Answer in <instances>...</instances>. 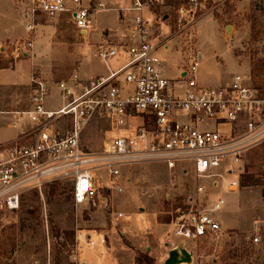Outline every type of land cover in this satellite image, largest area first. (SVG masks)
I'll list each match as a JSON object with an SVG mask.
<instances>
[{"label": "built area", "instance_id": "2783aa9c", "mask_svg": "<svg viewBox=\"0 0 264 264\" xmlns=\"http://www.w3.org/2000/svg\"><path fill=\"white\" fill-rule=\"evenodd\" d=\"M26 1L23 17L28 33L39 16L52 18L67 13L78 34L84 36L92 29V10L105 8L100 2L85 6L82 0H70L72 5L67 0ZM209 1L181 0L174 5L179 32L193 27L199 15L207 11ZM165 3L131 0L127 9L136 15L130 32L96 49L101 61L123 58L124 63L106 76L82 80L72 73L69 81L57 82L59 107H47L50 89L39 74H32L31 108L13 114L17 121L26 117L33 126L22 137L0 144V212L18 210L29 187L67 174L73 177L75 206H95L100 195L94 185V171H105L110 184L104 188L120 194L122 166L163 161L170 170L185 164V173L191 165L196 179L195 197L170 213L171 236L180 243L172 249L223 233L216 213L224 199L211 198L207 187L197 181L234 175L249 151L263 147L264 87L240 73L216 85L199 84L200 53L178 78L169 79L158 53L162 44L155 41L154 31V11ZM24 47L16 45L17 50ZM182 82L185 89L179 92L175 86ZM98 114L110 129H122L124 134L104 142L99 150L84 151L83 128ZM135 117L141 123L132 132L124 129ZM61 118L69 121L68 128L57 126ZM239 185L238 180H232L226 189L235 191Z\"/></svg>", "mask_w": 264, "mask_h": 264}, {"label": "rangeland", "instance_id": "374dc122", "mask_svg": "<svg viewBox=\"0 0 264 264\" xmlns=\"http://www.w3.org/2000/svg\"><path fill=\"white\" fill-rule=\"evenodd\" d=\"M179 1L181 0H166L165 5L154 11L155 34H159L160 25L165 24L169 36L177 40L176 46L180 52H173L168 78H178L181 70L187 68L199 50L202 52L196 74L199 84L214 85L210 83L214 79L223 77L224 80L233 74L244 73L255 84L264 87V0H210L207 11L199 15L193 27L180 32L173 8ZM27 2L0 0V14L4 11L13 14L12 16H23ZM97 14L95 27L100 22V16H110L113 12ZM165 15L167 18L163 19ZM81 41L84 42V38L75 40ZM23 42L24 40H20L17 43L1 44V59L14 61V58L22 57L23 48L16 51L15 47L18 43L23 45ZM87 46L89 47L85 49ZM92 49L88 44L83 46L82 51L76 52L67 49L52 50L49 47L47 53H52L48 54L46 61L71 64L75 61L74 54L84 58L89 53L91 55ZM95 61L97 65L99 60ZM8 78L9 76L6 80ZM175 87L181 92L185 89V84L182 82ZM29 94V88L0 86V142L10 138L15 131L11 127L9 112L28 107ZM56 100H52L51 106L59 105ZM56 123L63 129L70 125L63 118ZM127 123L123 128L132 132L141 120L137 117L130 118ZM121 131L122 129H110L102 116L95 115L82 131L84 151L101 149L104 142L124 134ZM184 167L185 164H181L170 170L163 161L122 166L120 183L123 191L120 194L107 192L103 188L109 187L107 174L103 170H96L95 181L99 186L100 197L95 206H75L73 177L70 174L61 178L51 177L39 185L29 187L23 193L18 210L0 212V264H80L76 256L77 230L109 229L113 237L130 244L125 238L124 221H128L127 217L132 215L140 216L144 221L147 214H151L161 224V238L150 240L148 234L138 235L142 248L138 250L136 264H164L172 247L180 244L171 236L170 213L177 206L184 205L192 196L195 197L194 173L191 165H187V173L182 171ZM239 170L250 171L255 179L263 182L264 145L248 152ZM226 178L230 180L232 175ZM240 179L242 183L243 178ZM197 183L200 184L201 181L198 180ZM244 192L246 191L242 190L234 196L244 201L248 195L245 196ZM226 196L227 194L223 196L224 199ZM231 196L232 194L228 195ZM118 212L125 217L116 218L115 213ZM88 220L91 222L87 223ZM91 224L93 225L88 226ZM254 237L258 238L256 242L253 241ZM150 244L155 249H145ZM184 247L191 253V260L176 264H264V227L246 231L224 229L220 235L189 242Z\"/></svg>", "mask_w": 264, "mask_h": 264}, {"label": "crops", "instance_id": "0c3cea01", "mask_svg": "<svg viewBox=\"0 0 264 264\" xmlns=\"http://www.w3.org/2000/svg\"><path fill=\"white\" fill-rule=\"evenodd\" d=\"M130 1L131 0H82V4L85 6L91 5L93 7L96 3L100 2L105 7L92 10V29L84 36L78 34L70 15L67 13H61L52 18L45 16L37 18L34 21L33 31L30 33L26 31L27 21L23 16L19 14L12 16L13 14L11 15L4 11L0 14V45L7 42L17 43V41L19 42L20 40H24L23 43L25 45L22 57L14 58L10 67L0 69V86L29 88L30 93L28 107L11 110L9 112L11 114L9 119L11 121V127H13L15 131L10 138L0 142V144L22 137L33 126V123L26 117L17 121L13 114L15 111L28 110L31 108V76L33 73L39 74L46 81L50 89V94L47 98V107L55 109L61 105L57 82L63 80L69 81L72 73H77L82 80L106 76L110 70H115L124 63L123 58H112L107 62H103L97 57L96 49L102 43L106 41H117L121 34L130 32L132 28V19L136 15L135 12L127 9L130 5ZM67 2L69 5H72L70 0H67ZM104 11H112L113 15L100 16L98 18L100 22H98L97 27H95V23H97V13ZM154 14L156 13L154 12ZM143 15L148 17L149 13L144 11ZM166 18L167 16L165 15L163 19ZM162 23L164 22H160V24ZM97 29H99L98 32H95ZM168 31L167 26L162 24L159 27V34L155 35V41H159L162 44L158 53L162 59L163 71L166 76L172 67L170 63L173 62V52L180 54L176 46L177 40L169 36ZM77 37L84 38L85 41L75 42V40L78 39ZM27 41L31 43L30 46L26 45ZM86 44L93 48L91 50V55H89V53L88 56L81 58L74 54L75 61H72L73 63L71 64L60 63L58 61L56 63L53 61H46L48 54L52 53H47L49 47L52 50L61 51V49H67L76 52V50L82 51L83 46H86ZM88 47L89 46L85 49ZM198 53L201 54L202 52L198 50ZM94 59L99 60L97 65ZM81 62L82 65H79ZM8 76L9 78L6 80ZM222 80L223 77L214 79L210 83L216 85ZM53 99H57L56 101L59 102L57 107L51 106V104H53ZM122 132L123 131L120 133ZM81 142L84 146L82 139ZM99 149L100 148H92V150ZM238 165L240 167L242 163ZM249 172L250 171L243 170L241 172V170H239L232 175V179L230 180L226 178V176H228L227 174H223L222 178L214 177L208 181L202 180L200 183L202 184L203 182L207 187V192L211 198L220 196L224 199L227 194L222 208L216 213V218L224 229L246 231L260 226L264 227V184L255 179V175ZM92 175L94 178V185L99 187L95 181V173L93 172ZM240 178H243L242 183ZM232 180L239 181V188L235 191H228L226 185ZM242 190L246 191L244 192L245 196L248 194L247 198H244V201L238 200V198L234 196L236 193H241ZM247 191L249 193H247ZM229 194H232V196L228 197ZM115 214V216H117L116 218L125 217L123 213L122 216H118L117 213ZM127 218L126 220L128 221H124L123 226L125 236H127L125 238L130 244L113 237L109 229L98 230L93 228L77 230L76 256L78 257L79 263L136 264L138 250L142 248V245L138 241V235L148 234L150 235V240H159L161 238V229L159 225L161 224H158L151 214H147V216L144 217V221L140 216L135 217L132 215ZM88 222H91V220H88L87 223ZM92 225L93 224L88 226ZM145 249L152 250L155 249V246L151 244L146 245Z\"/></svg>", "mask_w": 264, "mask_h": 264}, {"label": "water", "instance_id": "95a60500", "mask_svg": "<svg viewBox=\"0 0 264 264\" xmlns=\"http://www.w3.org/2000/svg\"><path fill=\"white\" fill-rule=\"evenodd\" d=\"M191 260V253L183 247L173 248L169 251V257L164 264L187 263Z\"/></svg>", "mask_w": 264, "mask_h": 264}, {"label": "trees", "instance_id": "16d2710c", "mask_svg": "<svg viewBox=\"0 0 264 264\" xmlns=\"http://www.w3.org/2000/svg\"><path fill=\"white\" fill-rule=\"evenodd\" d=\"M13 63L12 60L3 61L0 57V69L7 68Z\"/></svg>", "mask_w": 264, "mask_h": 264}]
</instances>
